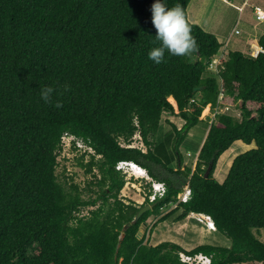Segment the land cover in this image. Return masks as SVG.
I'll use <instances>...</instances> for the list:
<instances>
[{
	"label": "trees",
	"instance_id": "trees-1",
	"mask_svg": "<svg viewBox=\"0 0 264 264\" xmlns=\"http://www.w3.org/2000/svg\"><path fill=\"white\" fill-rule=\"evenodd\" d=\"M191 1L165 3L182 7L194 47L180 56L165 50L154 63L147 56L160 43L152 0H0V264H188L181 252L205 254L211 264H264V52L230 51L212 68L223 44L189 20ZM258 44L264 50V34ZM42 85L53 88L47 103ZM221 95L239 118L220 113ZM175 102L184 125L171 123L161 138L162 115L174 113ZM209 105L217 115L195 168L183 167L180 148ZM137 133L146 151L128 146ZM64 136L74 149L79 139L93 150L81 164L97 188L87 189L88 198L58 180ZM237 141L256 148L234 159ZM219 159L227 167L234 159L220 183L213 177ZM121 161L142 166L165 194L125 203ZM184 184L191 194L179 202ZM192 213L210 217L231 245L186 251L138 237L151 217L182 221Z\"/></svg>",
	"mask_w": 264,
	"mask_h": 264
},
{
	"label": "rangeland",
	"instance_id": "rangeland-1",
	"mask_svg": "<svg viewBox=\"0 0 264 264\" xmlns=\"http://www.w3.org/2000/svg\"><path fill=\"white\" fill-rule=\"evenodd\" d=\"M242 0H192L190 3V8L188 10L189 20L201 26L204 30L209 33L214 34L217 39H221L224 47L223 52L215 57L219 62L228 57L227 52L229 51H244L247 52L248 46H240L238 43L241 38H248L249 34H262L264 33V22H257L254 13L249 4H258L264 9V0H245L246 5L240 6ZM230 4L236 5L232 7ZM248 6V7H247ZM255 8V7H254ZM236 30L242 32L241 35L235 34ZM219 36V37H218ZM235 42V43H234ZM246 50V51H245ZM263 48H258L257 52L252 54L248 53L247 56H256L259 51ZM220 57V58H219ZM219 58V59H218ZM217 61L213 62L216 65ZM216 70L219 69L212 67ZM176 104V103H175ZM175 107L174 113H164L161 119V129L159 136L163 138L167 133L172 131V125H176L181 128L183 125V120L178 116V108ZM250 109L256 110L255 104H249ZM210 106H207L202 113L201 119L205 121L199 123L198 126L190 131V134L186 137L184 144L181 146L180 151L183 156L184 164L183 167L195 168L198 152L204 143L207 136L211 123L209 122L208 116L211 114ZM234 118H239L240 113L236 106H232L230 111H228ZM211 116V115H210ZM211 121V120H210ZM73 137H69L65 140L64 149L58 158L57 175L58 180L63 185L69 186L70 184H77L82 190H84V197L88 198L90 193L88 188L97 190L95 185H91L90 182L94 181L93 174H87L86 168L81 164L86 165L90 161V155L93 150L88 148L81 140L75 142L76 148L74 149L72 144ZM132 145L141 147L146 151V146L141 140L140 135L137 133L132 139ZM235 147L236 151L234 153V159L251 149L256 148V144L246 145L242 141L235 142L231 148ZM84 159H82V156ZM224 155V154H223ZM222 155V156H223ZM221 156V157H222ZM220 157V159H221ZM98 156L96 159H99ZM220 159L218 161L216 170L213 177L220 183L226 178L230 167L225 166V164H220ZM176 167V164H173ZM137 174L134 170L127 169L122 172L125 176L126 184L121 191L120 197L125 203H134L137 206L143 205L145 198L148 196L150 191L152 195L154 194L153 183L157 181L153 180L148 174H145L146 169L143 172L136 169ZM93 173L98 174V170H94ZM145 176V178H142ZM158 183V182H157ZM185 185V184H184ZM89 186V187H88ZM158 187V186H157ZM163 184L159 185V189H164ZM189 191L188 185L183 186L182 192L179 194L178 198L182 199ZM94 195V194H92ZM171 208L165 209L166 212L170 211ZM88 209H84L80 212V215H87ZM205 221L203 216L190 215L182 221H174L172 218L164 222H159V217H151L146 223L140 227L138 236L142 237L145 235L146 242L149 245L156 246L161 242H174L179 244L186 251H190L202 244H211L217 246H230L231 241L218 233L216 230H208L205 223H200L196 218ZM256 236L263 240V231H255ZM185 252H181L182 257ZM188 255V254H186ZM210 259V258H209ZM208 261V260H205ZM206 262L198 264H205ZM240 264H262L259 262H246Z\"/></svg>",
	"mask_w": 264,
	"mask_h": 264
},
{
	"label": "clouds",
	"instance_id": "clouds-1",
	"mask_svg": "<svg viewBox=\"0 0 264 264\" xmlns=\"http://www.w3.org/2000/svg\"><path fill=\"white\" fill-rule=\"evenodd\" d=\"M149 11H150V22L153 28L155 29L154 37L156 40L160 42L159 46H154L148 50L147 56L150 60H152L154 63H161L164 60L165 50H167V52L170 55L180 56L186 54L194 47L195 41L190 33V26L186 22L185 13L179 3L174 4L172 7H168L166 6L165 0H152V3L149 6ZM64 87L65 89H67L68 85H65ZM52 92H53V88L51 86L42 85L39 89L38 95L43 102L47 103L51 97ZM55 106L59 107L60 101H56ZM128 162L135 164V166H137V168L135 169H138L143 172L144 168L142 166L132 161H128ZM145 174H148L147 170L145 171ZM142 178H145V176H143ZM157 182L153 184L155 185L163 184L161 182L158 183ZM154 189H155L154 194H156V196H159L160 190L157 189L156 187ZM190 194H191V190H190ZM180 201L182 200L180 199L179 202ZM191 215L203 216L205 218V221L201 223H205L208 229H215V225L210 217H207L202 214H193V213ZM196 219L197 221H199L198 218ZM209 222L212 223V227L209 226ZM209 258L211 259V257Z\"/></svg>",
	"mask_w": 264,
	"mask_h": 264
},
{
	"label": "built area",
	"instance_id": "built-area-1",
	"mask_svg": "<svg viewBox=\"0 0 264 264\" xmlns=\"http://www.w3.org/2000/svg\"><path fill=\"white\" fill-rule=\"evenodd\" d=\"M254 15H255V18L257 20V22H264V9L261 8V7H255L254 8ZM236 33H239L238 30H236ZM262 52H264V50H261ZM260 52V51H259ZM225 59V58H224ZM217 61L216 59L214 60V62ZM221 60L217 63L216 65H214L215 68L218 67V65L220 64ZM214 64V63H213ZM219 101H220V106H219V111L220 113H229L228 111H230V109L232 108L233 104L231 103H226L224 102V96L221 95L220 98H219ZM210 108L212 109V106L210 105ZM217 110L213 112V110H211V116L209 115L208 117H211V121L210 123H212V121L214 120L215 116L217 115ZM69 138L67 136H64L63 137V142H65V140ZM66 145V143H64ZM130 147H134L132 144L128 145ZM136 147V146H135ZM135 168H137V166H135V164L131 163V162H128V161H121L118 163L117 165V169H119L120 171H126L127 169H131V170H135ZM154 185V188L156 187L157 189H159V185ZM158 186V187H157ZM160 192H159V196H162L164 193H165V188L164 189H159ZM190 196V190L188 191V193L181 199L182 201H186ZM150 198V201H154L155 198H156V194H153V195H150L149 196ZM198 220L200 222H203V220L199 219ZM209 226L212 227V223L209 222ZM181 257V255H180ZM181 260L182 262H185V263H188V264H198V262L200 263H203V262H206L205 264H211V259H209L208 256L206 255H202V254H198V255H195V256H191V255H186V254H183L182 257H181ZM205 260H208V261H205Z\"/></svg>",
	"mask_w": 264,
	"mask_h": 264
},
{
	"label": "crops",
	"instance_id": "crops-1",
	"mask_svg": "<svg viewBox=\"0 0 264 264\" xmlns=\"http://www.w3.org/2000/svg\"><path fill=\"white\" fill-rule=\"evenodd\" d=\"M227 1V0H226ZM251 1V0H250ZM191 4V3H190ZM190 4H189V8H190ZM243 4H245L246 5V2H245V0H242V2L240 3V6L239 7H241V6H243ZM232 7H235L236 5H234V4H230ZM248 6H250L251 7V9H252V12H253V9H254V7H256V6H259L258 4H249ZM247 6V7H248ZM262 7V6H261ZM189 8H188V10H189ZM189 16V15H188ZM193 22V21H192ZM235 34H237L236 32H235ZM242 34V32H240V33H238L237 35H241ZM264 33H262V34H249V36H248V38L246 39V38H241V39H239V41H238V43L240 44V46H248V48L246 49L247 50V52H244V51H242V52H244L245 54H250V53H252V54H254V53H256L257 52V50H258V48H261L260 46H259V44H258V39H259V37L261 36V35H263ZM219 37V36H218ZM219 41H220V43H222L223 44V42H222V40L219 38L218 39ZM235 43V42H234ZM223 47H224V44H223V46H222V48H221V50H220V53L219 54H221L222 52H223ZM245 50V51H246ZM230 52V51H229ZM229 52H227V55H228V53ZM222 55V54H221ZM220 58V57H219ZM218 58V59H219ZM225 58V57H224ZM176 103V102H175ZM176 106H177V104H176ZM210 106V105H209ZM182 119V118H181ZM183 120V119H182ZM183 122H184V120H183ZM183 125H184V123H183ZM182 125V126H183ZM190 134V133H189ZM136 147H138V146H136ZM202 147V146H201ZM141 148V147H140ZM199 153V152H198Z\"/></svg>",
	"mask_w": 264,
	"mask_h": 264
},
{
	"label": "water",
	"instance_id": "water-1",
	"mask_svg": "<svg viewBox=\"0 0 264 264\" xmlns=\"http://www.w3.org/2000/svg\"><path fill=\"white\" fill-rule=\"evenodd\" d=\"M174 101H175V100H174ZM211 166H212V165H210V166L208 167V169H207V171H206V173H205V177H207L208 174L210 173ZM149 209H150V205H146V206L142 207V208L139 210V212L137 213V215H136V217H135V219H134L133 222L137 221V220L141 217V215H142L144 212L148 211ZM131 225H132V223H128V224L126 225V228L130 227ZM123 236H124V235H123ZM138 237L140 238V236H138Z\"/></svg>",
	"mask_w": 264,
	"mask_h": 264
},
{
	"label": "bare ground",
	"instance_id": "bare-ground-1",
	"mask_svg": "<svg viewBox=\"0 0 264 264\" xmlns=\"http://www.w3.org/2000/svg\"><path fill=\"white\" fill-rule=\"evenodd\" d=\"M203 113H204V112H203ZM204 114H205V113H204ZM134 172L137 174L138 171L135 169Z\"/></svg>",
	"mask_w": 264,
	"mask_h": 264
}]
</instances>
